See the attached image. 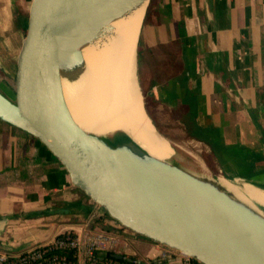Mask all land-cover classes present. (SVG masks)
<instances>
[{
    "label": "crops",
    "instance_id": "obj_1",
    "mask_svg": "<svg viewBox=\"0 0 264 264\" xmlns=\"http://www.w3.org/2000/svg\"><path fill=\"white\" fill-rule=\"evenodd\" d=\"M6 9L0 3V38L10 35V50L16 33ZM146 38L147 57L156 47V69L176 72L156 87L157 100L172 104L180 120L175 137L201 147L209 171L264 188V0H164ZM0 69V82L10 83ZM94 211L35 137L0 119V254L80 234L87 224L105 231ZM135 243L138 249L116 243L115 251L131 264L183 262L177 256L161 263L160 245Z\"/></svg>",
    "mask_w": 264,
    "mask_h": 264
},
{
    "label": "water",
    "instance_id": "obj_2",
    "mask_svg": "<svg viewBox=\"0 0 264 264\" xmlns=\"http://www.w3.org/2000/svg\"><path fill=\"white\" fill-rule=\"evenodd\" d=\"M145 1L32 0L29 11L23 10L27 25L17 27L8 60L15 98L0 87V119L35 137L64 166L115 243L133 249H138L136 240L158 244L161 263L180 256L182 264H264V240L201 231L183 212L159 161L129 133L91 132L73 116L63 80L79 79L85 63L80 46L103 36L111 21ZM147 1L132 77L158 130L144 105L139 67L143 38L164 0ZM210 187L215 195L233 198L213 183ZM112 256L127 258L120 252Z\"/></svg>",
    "mask_w": 264,
    "mask_h": 264
},
{
    "label": "bare ground",
    "instance_id": "obj_3",
    "mask_svg": "<svg viewBox=\"0 0 264 264\" xmlns=\"http://www.w3.org/2000/svg\"><path fill=\"white\" fill-rule=\"evenodd\" d=\"M147 3L146 0L114 19L110 31L80 46L85 59L80 77L76 81L63 80L73 116L91 132L104 135L123 129L129 133L159 161L163 175L172 179L174 197L201 231L222 233L228 238L264 240V188L249 181L235 183L223 175L215 176L194 154L156 130L143 108L132 75ZM134 23L138 24L129 36L126 33ZM125 35L128 45L118 67L115 58ZM178 152L184 157H179ZM212 183L233 198L213 194Z\"/></svg>",
    "mask_w": 264,
    "mask_h": 264
},
{
    "label": "rangeland",
    "instance_id": "obj_4",
    "mask_svg": "<svg viewBox=\"0 0 264 264\" xmlns=\"http://www.w3.org/2000/svg\"><path fill=\"white\" fill-rule=\"evenodd\" d=\"M31 1L32 0H0L1 4H6L8 7H10V11L8 12L7 9L6 11L8 12V16L12 17L13 20V27L15 28V32L17 33V28L15 26L16 24V10L20 7L22 10H28L31 7ZM22 7V8H21ZM138 22V21H137ZM138 23H134V25L131 26V28L128 30L126 34L132 33V28L136 26ZM3 27V26H2ZM1 29V27H0ZM0 33H2V30H0ZM9 33H13V30H10ZM10 35H7L6 37L1 39L0 42L3 43L2 41L6 42V44H0V68L5 70L6 72H9V62L8 60L11 57V51L13 48V45L11 46L9 50V46L12 42ZM146 36L143 38L142 41V52H141V62H140V67H139V78H140V83L142 86V92H143V98H144V105L146 109L148 110L149 114L152 116L155 124L157 125L158 130L163 134L165 137H169V139L173 142L174 145L180 146L187 151H190L192 154H194L198 159H200L201 162H203V157L201 153V147L195 145L194 143L190 144L188 141H182V139H177L175 137L176 133H173L174 131H177V127H180L179 123V118L176 116V112L174 108H172V104L169 102H162L157 100V92H156V87L158 82L164 78L163 80H166L167 78L171 77V75L176 74L175 71H171L170 69L167 71H161L157 70L156 67H159V63L157 61V54L154 53L155 51V46L152 48V54L151 56H146L144 49L146 48ZM127 39L126 35L123 38L122 42L119 45L115 62L117 63V66H120V63L122 61V58L124 56L125 50L127 49ZM174 46H179L177 43H174ZM150 57V58H149ZM175 58L179 59L180 54L177 53ZM1 80V79H0ZM10 82V81H9ZM0 87L2 90H4L9 96L15 98L14 93L11 90V85L7 81H2L0 82ZM176 113V114H175ZM177 126V127H174ZM182 128V127H181ZM181 128L179 130H181ZM165 130H168L169 133H163ZM178 130V131H179ZM182 136V135H181ZM179 157H184L182 153L178 152ZM205 165V164H204ZM206 166V165H205ZM207 167V166H206ZM208 168V167H207ZM212 170V169H211ZM213 174L215 176L221 175L217 171L212 170ZM217 172V173H216ZM234 179V178H231ZM239 179V178H237ZM239 181H245L243 179H239ZM116 249V248H115ZM114 249V251H115Z\"/></svg>",
    "mask_w": 264,
    "mask_h": 264
},
{
    "label": "built area",
    "instance_id": "obj_5",
    "mask_svg": "<svg viewBox=\"0 0 264 264\" xmlns=\"http://www.w3.org/2000/svg\"><path fill=\"white\" fill-rule=\"evenodd\" d=\"M56 248H71L76 261L60 258L53 252ZM116 243L110 235L87 224L82 233L65 232L53 241L34 246L14 255L0 254V264H125L117 258L103 255V251L116 252Z\"/></svg>",
    "mask_w": 264,
    "mask_h": 264
},
{
    "label": "trees",
    "instance_id": "obj_6",
    "mask_svg": "<svg viewBox=\"0 0 264 264\" xmlns=\"http://www.w3.org/2000/svg\"><path fill=\"white\" fill-rule=\"evenodd\" d=\"M16 11H17L16 12V25L17 26H22V25L24 26L25 24L27 25V18H25L23 10L18 8ZM0 72H1V69H0ZM234 179H237V178H234ZM237 180H239V179H237ZM262 186H264V185H262ZM53 252L56 253L60 258H66L67 260L76 261L75 251L71 248H56L53 250ZM106 256L111 257L112 252H108V254ZM118 260H120L121 262H123L125 264H131L132 263L131 258L129 256H127V258L118 259Z\"/></svg>",
    "mask_w": 264,
    "mask_h": 264
}]
</instances>
